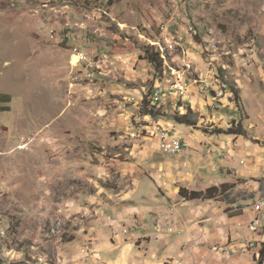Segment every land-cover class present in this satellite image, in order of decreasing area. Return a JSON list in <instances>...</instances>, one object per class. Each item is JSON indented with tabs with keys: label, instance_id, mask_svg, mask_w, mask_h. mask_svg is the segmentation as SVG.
Instances as JSON below:
<instances>
[{
	"label": "rangeland",
	"instance_id": "rangeland-1",
	"mask_svg": "<svg viewBox=\"0 0 264 264\" xmlns=\"http://www.w3.org/2000/svg\"><path fill=\"white\" fill-rule=\"evenodd\" d=\"M234 1L0 0V264H87L105 231L169 235L160 224L185 201L182 188L218 187L225 214L257 202L221 168L257 167L264 142V76H232L237 62L226 54L252 62L258 45L254 33L236 41L221 24ZM148 46L163 55L162 81L144 59ZM146 99L167 116H145ZM180 101L196 126L174 121ZM173 127L188 144L182 156L160 151V133L178 136ZM10 164L45 174L9 184Z\"/></svg>",
	"mask_w": 264,
	"mask_h": 264
},
{
	"label": "crops",
	"instance_id": "crops-1",
	"mask_svg": "<svg viewBox=\"0 0 264 264\" xmlns=\"http://www.w3.org/2000/svg\"><path fill=\"white\" fill-rule=\"evenodd\" d=\"M252 1L259 3V7L255 10L249 9ZM236 2H238V5H236ZM233 3L236 6H232L229 10L223 9V12L228 13L221 17V20H223L221 24H227L230 27V29L225 27V30L227 33L231 32L234 34L236 41H239L240 36L248 35L249 32L254 33L258 36V45L255 47V55L252 62L241 58L237 50H234V53L229 52L226 54H233L237 62V68L232 71V76L242 74L251 81L252 77L264 76V0H236ZM219 35V43H222L220 37H223V33L221 32ZM239 43L235 46L238 47ZM240 45L244 47L239 49V52H246L244 48L250 46L243 43ZM219 50L221 52L223 49ZM236 58H239L240 61ZM239 100L241 101L240 97ZM176 135L181 139L184 137L181 129H177ZM222 145L225 147V143ZM261 149L256 151V153L254 151L253 154V157H257V154L261 157L258 160L259 164L257 167L255 166V159H248L247 164L244 161L240 162V164L247 166L246 171L237 172L234 166L232 168L221 167L227 171L234 172L238 180L245 182L238 189L247 188L251 190L250 194L257 192L255 196L252 195V197H256L257 200L255 201L264 198V173L261 172V167H264V148ZM234 153L235 150L232 151L233 155ZM1 155H7V153ZM5 162L6 159L3 160L4 166ZM220 162L222 161L220 160ZM8 167L9 169H7ZM8 167L5 173H8L9 184L19 181L23 182L34 173L39 175V179L45 174L38 170L36 166H33L34 171L27 169L25 166L14 168L10 164ZM230 179L231 181L221 182V184L232 183L235 180L234 177ZM256 179L262 182L255 181ZM252 203H254V198L243 203H233L230 207L235 209H232L228 214H225L221 205L215 201L209 203L184 201L179 204H171L169 210L166 211L168 215L163 216L164 220L160 226L169 224V226H175L182 231V229L178 228V225H185L187 226L186 235L184 233L180 236L164 235L159 237L155 234V230H141V226L139 227L140 229L138 228L137 231L132 232L128 236L119 235L112 237L111 232L105 231L98 237L99 243H97L98 240L94 243L92 248L94 257L91 260L89 259L87 264H264L262 259L264 254V233L256 235L248 229L249 223L256 215L253 209L249 208ZM145 209H150V211L157 210L149 207ZM229 214L232 215L230 216ZM140 218V223L144 225L145 218ZM151 222L153 221L151 220ZM0 235V237H3L1 233ZM230 241L235 244L229 246L241 248L250 244L255 251L245 253L240 250L235 252L233 256H227L222 252L223 247L221 248L220 244L225 245ZM189 243H193V245L187 246ZM197 243L198 246L196 247L195 244ZM257 252L260 253V256Z\"/></svg>",
	"mask_w": 264,
	"mask_h": 264
},
{
	"label": "trees",
	"instance_id": "trees-1",
	"mask_svg": "<svg viewBox=\"0 0 264 264\" xmlns=\"http://www.w3.org/2000/svg\"><path fill=\"white\" fill-rule=\"evenodd\" d=\"M196 36V35H195ZM144 52V59L150 64V66L153 69V73L155 74V79H158L159 81L163 80V73H164V59L163 55L153 49V47H145L143 49ZM237 94V93H235ZM154 99V98H153ZM155 101V100H154ZM240 101V100H239ZM180 108L184 109V114L182 116H175L174 121L178 123L179 125H186V126H196L193 121H191V117L193 115L192 111L187 108L185 109L182 105V102L180 101ZM144 115L150 116V117H166V112L162 109H157L156 107L152 106L149 103V100L144 101ZM219 134H226V135H232V136H240L241 133H233L231 131H228L227 133H223L222 131L219 132ZM261 145V147L264 148V142L258 143ZM225 185H223L224 188ZM179 196L187 201V202H207V201H215L223 197V192L218 187H212L207 189L206 191H189L188 189L182 188L179 191Z\"/></svg>",
	"mask_w": 264,
	"mask_h": 264
},
{
	"label": "built area",
	"instance_id": "built-area-1",
	"mask_svg": "<svg viewBox=\"0 0 264 264\" xmlns=\"http://www.w3.org/2000/svg\"><path fill=\"white\" fill-rule=\"evenodd\" d=\"M190 31L194 33V29L190 28ZM210 41L208 39L206 40V44H208ZM83 61L87 58L83 55L81 56ZM172 90H175V86L172 87ZM163 94V90H160V93H155L154 97L156 95ZM180 96H184L186 94L185 88L184 91H179ZM188 148V144L186 141H183L178 136H171V135H164L163 133H160V149L164 155H167L169 157H174L182 153L185 149ZM253 212L256 214L254 218L249 223L248 229L253 234H261L264 233V198L258 200L253 206H252ZM169 232V235H181L182 231L177 229L175 226H169L167 229ZM123 232H126V234H129V230L125 229ZM242 250L245 253H250L252 251H255L252 249L250 244L244 245L241 248L235 247V246H227L222 248V252L227 256H233L235 252ZM0 260H3V258L0 255Z\"/></svg>",
	"mask_w": 264,
	"mask_h": 264
},
{
	"label": "bare ground",
	"instance_id": "bare-ground-1",
	"mask_svg": "<svg viewBox=\"0 0 264 264\" xmlns=\"http://www.w3.org/2000/svg\"><path fill=\"white\" fill-rule=\"evenodd\" d=\"M210 33L212 34L213 33V31H210ZM209 44V43H208ZM207 45V44H206ZM211 46H213V45H211ZM210 48V47H209ZM214 48V47H213ZM83 59H82V57L81 56H79V57H77V56H74L73 57V64L74 65H77L80 61H82ZM177 87H181V86H177ZM182 89V91H184V87H182L181 88ZM4 234H6V232L4 233Z\"/></svg>",
	"mask_w": 264,
	"mask_h": 264
}]
</instances>
